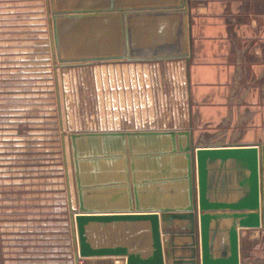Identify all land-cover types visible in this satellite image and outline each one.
<instances>
[{"label":"water","instance_id":"water-1","mask_svg":"<svg viewBox=\"0 0 264 264\" xmlns=\"http://www.w3.org/2000/svg\"><path fill=\"white\" fill-rule=\"evenodd\" d=\"M61 65L191 56L188 0H49ZM78 258L240 264L238 229L264 228V144L196 148L190 130L69 134ZM185 223L187 256L165 236ZM171 246L173 248H171Z\"/></svg>","mask_w":264,"mask_h":264},{"label":"rangeland","instance_id":"rangeland-1","mask_svg":"<svg viewBox=\"0 0 264 264\" xmlns=\"http://www.w3.org/2000/svg\"><path fill=\"white\" fill-rule=\"evenodd\" d=\"M188 2L191 36L210 37L218 49L224 33L255 14V0ZM51 26L49 0H0V259L7 263L15 227H68L73 218L69 134L172 126L162 121L182 116L186 101L181 62L61 65Z\"/></svg>","mask_w":264,"mask_h":264},{"label":"crops","instance_id":"crops-1","mask_svg":"<svg viewBox=\"0 0 264 264\" xmlns=\"http://www.w3.org/2000/svg\"><path fill=\"white\" fill-rule=\"evenodd\" d=\"M254 5L253 22H236L219 49L210 37L195 41L192 35L190 58L158 62L183 65V113L162 121L175 125L138 131L190 130L195 149L264 144V0ZM184 225L174 222L165 236L175 244L177 256L190 253ZM238 230L240 264H264V228ZM15 232L13 261L7 263L4 255L0 264H124L122 258H78L72 215L68 227L18 226Z\"/></svg>","mask_w":264,"mask_h":264}]
</instances>
